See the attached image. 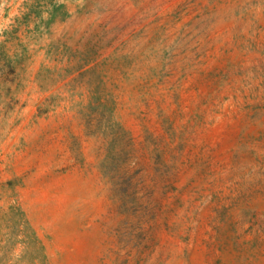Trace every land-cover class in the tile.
<instances>
[{
  "label": "rangeland",
  "instance_id": "1",
  "mask_svg": "<svg viewBox=\"0 0 264 264\" xmlns=\"http://www.w3.org/2000/svg\"><path fill=\"white\" fill-rule=\"evenodd\" d=\"M0 264H264V0H0Z\"/></svg>",
  "mask_w": 264,
  "mask_h": 264
}]
</instances>
